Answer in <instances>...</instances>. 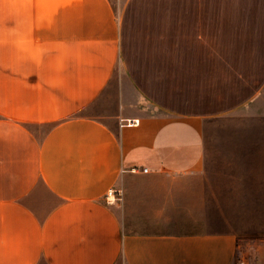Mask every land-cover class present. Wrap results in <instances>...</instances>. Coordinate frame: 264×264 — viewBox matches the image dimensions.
Masks as SVG:
<instances>
[{"label":"crops","instance_id":"obj_1","mask_svg":"<svg viewBox=\"0 0 264 264\" xmlns=\"http://www.w3.org/2000/svg\"><path fill=\"white\" fill-rule=\"evenodd\" d=\"M237 115L264 118V0H0V264H264L204 225L264 200L210 177Z\"/></svg>","mask_w":264,"mask_h":264},{"label":"rangeland","instance_id":"obj_2","mask_svg":"<svg viewBox=\"0 0 264 264\" xmlns=\"http://www.w3.org/2000/svg\"><path fill=\"white\" fill-rule=\"evenodd\" d=\"M211 179L226 191L233 185L240 194L257 196L264 194V175L232 174L233 166L238 168L246 165L252 168L262 165L257 158L259 147L263 143L245 142L250 138L264 136V118L249 116H229L207 122L205 126ZM254 152L255 157L249 152ZM248 153V155L246 154ZM260 181V182H255ZM243 190V191H241ZM254 190H256L254 192ZM243 198V197H242ZM255 197L248 201L240 199V205H230L223 208H207L212 213L211 219L205 223L207 231H233L243 238H264V205H243L246 203H263ZM232 203V202H229Z\"/></svg>","mask_w":264,"mask_h":264},{"label":"built area","instance_id":"obj_3","mask_svg":"<svg viewBox=\"0 0 264 264\" xmlns=\"http://www.w3.org/2000/svg\"><path fill=\"white\" fill-rule=\"evenodd\" d=\"M137 123V122H136ZM144 172H148V169L145 168L144 169ZM123 192L119 189H116V188H112L110 189L106 196H105V202L108 204V205H113V206H118L120 207L123 203ZM237 264H245L244 262L242 261H239Z\"/></svg>","mask_w":264,"mask_h":264}]
</instances>
